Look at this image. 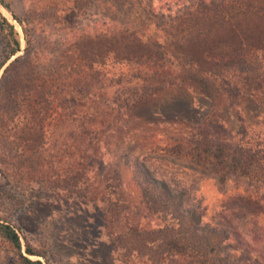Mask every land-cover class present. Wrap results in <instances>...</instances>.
Wrapping results in <instances>:
<instances>
[{"label": "rangeland", "instance_id": "rangeland-1", "mask_svg": "<svg viewBox=\"0 0 264 264\" xmlns=\"http://www.w3.org/2000/svg\"><path fill=\"white\" fill-rule=\"evenodd\" d=\"M200 1L154 0V5L165 15L179 16ZM76 2L7 0L12 12L0 4L21 43L20 52L0 69V217L17 230L24 255L43 264H155L132 252L128 240L120 241L132 231L152 232L161 224L143 184L155 177L184 191L186 205L201 207L205 222L233 223L238 233L232 262L264 264V204L234 184L224 194L216 180L199 172L214 162L215 152L195 153L196 135L213 116L220 154L235 166L241 136L244 148L259 136L264 139L261 103L243 99L236 105L238 96L228 101L215 79L175 64L169 78L174 85L119 113L127 81H132L129 87L143 82L131 77L137 69L129 72L108 59L95 67L90 84L84 60L88 43L77 47L73 36L78 30L92 33L100 10H80ZM148 34L163 35L156 27ZM7 53L0 32V66ZM229 65L239 84L241 77L264 74V56L256 51L233 57ZM103 79L109 85L106 103L116 110L112 125L99 143L84 137L80 148L75 141L85 119L77 114L95 113L90 87ZM27 245L45 258L28 255ZM0 264H22L19 252L1 236Z\"/></svg>", "mask_w": 264, "mask_h": 264}, {"label": "trees", "instance_id": "trees-1", "mask_svg": "<svg viewBox=\"0 0 264 264\" xmlns=\"http://www.w3.org/2000/svg\"><path fill=\"white\" fill-rule=\"evenodd\" d=\"M199 3L185 8L179 16H172L155 7L154 0H77L80 10L85 6H96L100 10V18L92 21V33L78 30L73 36L77 47L84 41L88 43L84 60L88 63L90 84L97 74L95 67L105 66L108 59L120 62L129 72L137 69L131 77L134 79L136 76L143 82L141 86L129 87L132 81H127L128 96L118 106L119 113L129 112L132 107L174 85L169 78L175 64L215 79L228 101L237 95L234 104L252 99L259 101L264 109V74L262 77H241L239 84L229 65L233 57L252 51L264 56V0H213L209 4L201 0ZM0 4L12 12L7 0H0ZM113 10L117 14H112ZM15 18L26 29L24 21ZM152 27L163 35H149ZM0 32L8 50L1 69L6 61L20 52L21 43L14 26L1 13ZM17 62L19 59L10 67ZM103 80L94 81L95 86L90 87L89 95L97 99L93 102L95 113L92 116L91 113L77 114L78 119H85L79 126V139L75 141V146L80 148L86 144L84 137H92L96 144L99 143L100 135L112 125L116 110L106 103L109 85L106 86L107 79ZM92 92L96 93L93 95ZM234 108L235 105L229 107L228 113L231 114ZM208 119L213 122L196 135L195 153L212 155L213 150L215 160L209 167H201L200 174L216 180L224 194L226 187L234 184L236 189H242L245 194L255 196L259 204H264V139L259 136V140H253L244 148L245 137L241 136L240 144L234 149L236 165H231L217 146L220 140H216L217 133L213 129L216 120L213 116ZM88 146L91 147L90 144ZM251 164L255 167L249 170ZM143 184L147 186L151 209L159 216L161 224L152 232L132 231L130 235L121 237L120 241L128 240L132 252L136 251L142 258L148 257L155 264L160 261L161 264L183 261L187 264H238L232 262L236 250L233 238L238 233L233 223L227 219L224 223L205 222L204 210L194 205L187 206L186 193L165 180L151 177ZM0 236L19 252L22 264H43L24 255L17 230L1 217ZM260 241L264 242V234ZM26 252L30 256L45 258L29 245Z\"/></svg>", "mask_w": 264, "mask_h": 264}]
</instances>
